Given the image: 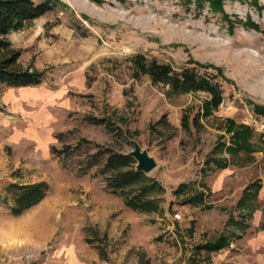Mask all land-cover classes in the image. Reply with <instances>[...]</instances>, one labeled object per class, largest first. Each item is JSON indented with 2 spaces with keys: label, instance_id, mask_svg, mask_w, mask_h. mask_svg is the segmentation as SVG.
Returning <instances> with one entry per match:
<instances>
[{
  "label": "rangeland",
  "instance_id": "obj_1",
  "mask_svg": "<svg viewBox=\"0 0 264 264\" xmlns=\"http://www.w3.org/2000/svg\"><path fill=\"white\" fill-rule=\"evenodd\" d=\"M50 2L6 36L19 66L42 77L0 85V264H264V0H224L231 26L180 0ZM139 53L209 78L217 107L204 113L208 92L134 77ZM231 126L247 128V151L227 149ZM134 141L156 162L145 211L103 169L107 150L129 154ZM214 157L228 166L207 165ZM257 179V196L237 206ZM38 182L43 199L12 215L8 186ZM195 190L209 208L187 202ZM222 235L221 250L201 248Z\"/></svg>",
  "mask_w": 264,
  "mask_h": 264
},
{
  "label": "trees",
  "instance_id": "obj_2",
  "mask_svg": "<svg viewBox=\"0 0 264 264\" xmlns=\"http://www.w3.org/2000/svg\"><path fill=\"white\" fill-rule=\"evenodd\" d=\"M51 0H42L35 2L34 0H0V85L25 87V85H37L41 81L42 73L28 68H21L18 64L19 55L16 50L12 48L10 40L6 38L8 32L12 29L23 27L25 22L37 19V17L44 13L51 11L53 4ZM224 0H180L183 5H194L196 10L205 7L207 4L212 12H219L221 18L226 20L230 26L232 21L227 17L224 10ZM249 3L257 6L258 0H246ZM256 30L259 25L248 22ZM264 34V29H260ZM131 65L133 76L139 77L145 74L154 84H161L168 86L167 93H186L205 91L211 94V99L206 100L203 105L204 113H209L213 108H216L221 100V93L218 85L213 84L209 78L198 75L197 72L188 66L176 67L173 64L158 61L155 58H147L143 53L131 56ZM185 119V118H184ZM188 124H185L187 126ZM233 126L228 127L227 130L232 132L234 136L231 144L227 149L232 154L239 153L241 149L247 151V144L241 141V134H247L246 129H232ZM244 134V135H245ZM247 136V135H246ZM244 136V140L246 138ZM99 154V153H97ZM107 157L103 164L104 171L109 173L107 178L108 188L113 192H118L125 197V204L129 208L145 211L152 205L151 199L146 197L147 190L153 186V183H142L144 172L135 167V159L132 155L120 152L106 151ZM213 163L216 168L227 167V160L222 157H216L206 161V164ZM139 187L136 191L129 194L134 184ZM141 183V184H140ZM201 186L205 184L201 182ZM45 182H38L25 185L10 184L8 186L7 197L5 200L11 201L10 213L12 215L20 214L32 205L39 203L47 191ZM188 187L186 184H181L176 191L179 192L182 188ZM261 188V181L255 180L248 185L243 191L242 196L237 201V206H246L249 198L256 197L257 192ZM204 193L196 191L190 194L187 199L188 203L193 205L202 204L204 207L210 205L204 202ZM7 200V201H8ZM243 228L247 224L241 223ZM228 238L223 235L217 239L216 242H207L202 245L205 251H218L227 246ZM193 264H200L194 261ZM226 264V263H221Z\"/></svg>",
  "mask_w": 264,
  "mask_h": 264
},
{
  "label": "water",
  "instance_id": "obj_3",
  "mask_svg": "<svg viewBox=\"0 0 264 264\" xmlns=\"http://www.w3.org/2000/svg\"><path fill=\"white\" fill-rule=\"evenodd\" d=\"M133 144V149L130 150L129 155L135 158V167L144 173L152 171L156 166L155 159L147 153L146 149H141L137 142L134 141Z\"/></svg>",
  "mask_w": 264,
  "mask_h": 264
},
{
  "label": "built area",
  "instance_id": "obj_4",
  "mask_svg": "<svg viewBox=\"0 0 264 264\" xmlns=\"http://www.w3.org/2000/svg\"><path fill=\"white\" fill-rule=\"evenodd\" d=\"M174 216H175V218H178L179 217V214L176 213Z\"/></svg>",
  "mask_w": 264,
  "mask_h": 264
}]
</instances>
